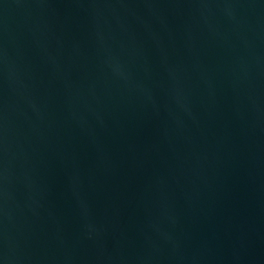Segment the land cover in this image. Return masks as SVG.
<instances>
[{
  "label": "water",
  "instance_id": "95a60500",
  "mask_svg": "<svg viewBox=\"0 0 264 264\" xmlns=\"http://www.w3.org/2000/svg\"><path fill=\"white\" fill-rule=\"evenodd\" d=\"M0 264H264V0H0Z\"/></svg>",
  "mask_w": 264,
  "mask_h": 264
}]
</instances>
